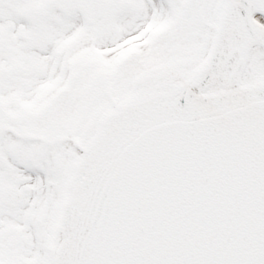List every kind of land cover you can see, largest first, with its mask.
<instances>
[{"label":"snow or ice","instance_id":"obj_1","mask_svg":"<svg viewBox=\"0 0 264 264\" xmlns=\"http://www.w3.org/2000/svg\"><path fill=\"white\" fill-rule=\"evenodd\" d=\"M0 264H264V0H0Z\"/></svg>","mask_w":264,"mask_h":264}]
</instances>
